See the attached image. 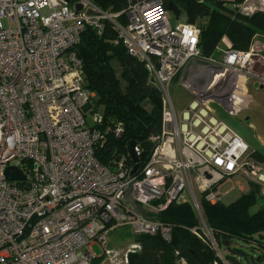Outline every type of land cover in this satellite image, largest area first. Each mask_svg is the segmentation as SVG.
Segmentation results:
<instances>
[{"label": "built area", "instance_id": "obj_1", "mask_svg": "<svg viewBox=\"0 0 264 264\" xmlns=\"http://www.w3.org/2000/svg\"><path fill=\"white\" fill-rule=\"evenodd\" d=\"M238 7L246 15L264 11V0ZM122 12L125 24L116 21ZM167 12L162 0H129L117 13L89 0H0V264H128L139 245L106 248L110 230L129 225L168 241L171 227L157 214L172 202L190 204L208 229L201 201H221L219 183L235 174L264 196V161L247 157L248 145L212 107L239 115L248 87L264 88V40L254 35L247 50L217 46L219 57L203 56L199 28L171 25ZM105 20L161 94L160 134L134 171L129 155L109 165L96 158L104 133L86 119V111L95 124L101 115L87 109L94 94L83 87L73 48L85 27L99 32ZM174 79L191 95L179 111L169 95ZM112 131L119 137L122 129ZM10 166L24 179H8Z\"/></svg>", "mask_w": 264, "mask_h": 264}, {"label": "trees", "instance_id": "obj_2", "mask_svg": "<svg viewBox=\"0 0 264 264\" xmlns=\"http://www.w3.org/2000/svg\"><path fill=\"white\" fill-rule=\"evenodd\" d=\"M104 12L117 13L125 10L129 0H89ZM167 9L169 2H182L187 13V23L199 28L198 48L201 55L216 52L217 44L225 38L228 47L247 50L254 34L264 33V11L243 14L239 5L244 0H233L226 6L222 0H162ZM204 19L205 23L200 20ZM116 21L126 23L125 13ZM73 50L81 62L83 87L93 92L92 112L101 109V121L93 123L104 133L94 148L96 158L105 165L112 163L117 154L128 155V143L133 141L139 148V166L148 159L161 131V94L150 81L145 64L131 56L124 48L114 24L104 21L103 29L97 31L85 27ZM120 66V79L112 63ZM149 103L147 109L145 103ZM120 125L119 137L113 128ZM252 156L264 161V155L254 151ZM130 163L129 156L127 157ZM262 200L255 211H251ZM201 216L210 236L200 228L199 218L188 203L172 202L157 214V220L171 227L170 239L160 234L136 235L139 249L128 256V264H264V196L259 186L249 181V190L234 201L223 205L220 201H201ZM258 250L255 257L237 243ZM250 258V261H249ZM101 259H93L98 264Z\"/></svg>", "mask_w": 264, "mask_h": 264}, {"label": "rangeland", "instance_id": "obj_3", "mask_svg": "<svg viewBox=\"0 0 264 264\" xmlns=\"http://www.w3.org/2000/svg\"><path fill=\"white\" fill-rule=\"evenodd\" d=\"M204 1L208 2L209 0ZM222 1H224L226 6L230 8L233 0ZM167 16L171 25H174L177 22L171 12H167ZM200 21L201 23H205L204 19ZM1 22L4 26L8 25L7 19H2ZM254 35L256 40H264V33H257ZM112 67L116 76L120 79L121 69L119 64L117 62H113ZM120 84L121 87L124 88L125 84L121 79ZM169 95L171 97L175 110L177 111L185 108L191 99V95L187 90L184 89V87L181 86V84L176 79H174L169 85ZM243 105V113L236 116L228 115L215 106L212 107L215 115L219 119L223 120L226 125L231 130H233L243 140V142L248 145L249 150L247 152V157L255 159L251 154L252 151H256L259 154L264 155V88H255L253 86H249L245 104ZM145 107L149 109V103L146 102ZM94 112L102 114L100 108L95 109ZM244 117H249V120L245 121ZM86 119L89 125H93L92 113H90L89 111H86ZM240 184L244 185V192L239 191L238 185ZM218 186V192H220L221 194L220 202L223 205H227L228 203L234 201L239 195H241L242 193H246L247 190H249V179L240 174H235L222 180V182H220ZM261 201L262 200H259L258 205L252 208L251 211H255L258 208L259 204H261ZM201 230L207 236H210V234L208 233V229H206L204 225L201 227ZM135 240L136 234L134 233L133 229L129 225H122L108 232L105 241V247L116 251H122L129 248L135 242ZM237 245H240L242 248H244L247 251L246 253H248L250 257H255L258 254V250H252L248 248V245L246 243L238 241ZM92 250L97 256H100L102 254L103 247L99 243H97L92 246ZM98 264L108 263H101L100 261ZM244 264H247V262L244 261ZM248 264L254 263L248 262Z\"/></svg>", "mask_w": 264, "mask_h": 264}, {"label": "water", "instance_id": "obj_4", "mask_svg": "<svg viewBox=\"0 0 264 264\" xmlns=\"http://www.w3.org/2000/svg\"><path fill=\"white\" fill-rule=\"evenodd\" d=\"M257 5L258 4H256V6ZM75 8L78 11L81 9V5L76 4ZM167 11L171 12L176 20L180 22H184V23L187 22V13H186L185 5L182 2H177L175 4H173L172 2H169L167 5ZM256 11H259V10H256ZM88 13H91V11L88 10ZM150 80L152 81V78ZM134 147H135V143L133 141L128 143V146H127L128 155L132 163L135 164L133 167V171L136 169L137 162H138V157L135 154ZM5 176L10 180L24 179V174L18 168L14 166H10L5 169Z\"/></svg>", "mask_w": 264, "mask_h": 264}, {"label": "crops", "instance_id": "obj_5", "mask_svg": "<svg viewBox=\"0 0 264 264\" xmlns=\"http://www.w3.org/2000/svg\"><path fill=\"white\" fill-rule=\"evenodd\" d=\"M226 43H227V40H225V38H223V39L220 41V43H218L217 45H218L219 48H226V47H228V44H226ZM219 55H220V52H219L218 50H216V52H214V54H213L214 57H219ZM248 91H249V87H248ZM248 91H247V92H248ZM242 110H243V108H242ZM242 110H241L240 114L243 113ZM244 118H245V121H246V119L249 120V117H244ZM252 152H254V151H252ZM238 186H239V191H240V192H244V191H243V190H245L244 185H243V184H240V185H238ZM218 189H219V186H218Z\"/></svg>", "mask_w": 264, "mask_h": 264}]
</instances>
